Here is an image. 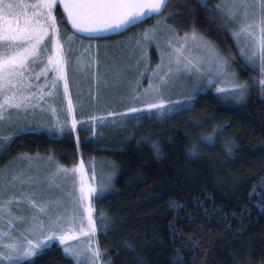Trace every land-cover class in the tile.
<instances>
[{
	"label": "trees",
	"instance_id": "16d2710c",
	"mask_svg": "<svg viewBox=\"0 0 264 264\" xmlns=\"http://www.w3.org/2000/svg\"><path fill=\"white\" fill-rule=\"evenodd\" d=\"M217 1L169 0L162 13L97 39L141 37L158 23L179 33L195 30L228 58L247 86L244 99L206 88L186 96L194 94L183 111L163 115L77 108L79 124L70 119L59 136L24 130L0 142V166L38 154L65 166L92 162L100 174L103 165L110 170V190L89 200L97 264H264V96L259 71L240 56ZM59 15L61 28L72 32ZM154 50L150 45L151 60ZM8 264L76 263L52 241Z\"/></svg>",
	"mask_w": 264,
	"mask_h": 264
},
{
	"label": "rangeland",
	"instance_id": "374dc122",
	"mask_svg": "<svg viewBox=\"0 0 264 264\" xmlns=\"http://www.w3.org/2000/svg\"><path fill=\"white\" fill-rule=\"evenodd\" d=\"M200 1L204 2V0ZM26 2L34 3V0H26ZM245 2L251 3L252 0H245ZM224 3H226V0H219L214 4V8L217 10V5ZM255 3L258 6L260 0H255ZM239 11L242 16L244 9L241 8ZM249 12L250 19L258 18L260 15L258 10L252 13V10L249 9ZM220 16L225 21L242 59L258 70L260 82L264 81V73L261 71V68L264 67V62L261 59L262 53L259 40L257 39L253 43L249 37L244 35L237 39L233 33L239 30L240 17L234 22L227 15L221 13ZM158 24H156V28L159 32L155 30V38H153V32L148 31V29L145 31L147 35L143 33L141 37L126 34L124 37L88 39L72 32H65L63 28H60L63 32L61 33V40L66 58L65 69L68 79V92L65 93L64 91L63 80L57 79L55 86H53L52 81L55 78V73L51 69H48L46 78L43 75L36 77L26 74L24 83L28 87L22 90L18 88L13 90L23 91L25 95L29 91L33 92L35 94L33 98L34 107L29 108L26 112L24 110L17 112L7 106L5 107L4 118L0 119V142L8 141L14 134L24 130L46 131L59 136L69 128L68 123L70 119H73V116H76L74 114L77 108L89 111L91 107L95 106L97 112L105 113L117 112L128 108L143 110L141 107L142 103L155 102L158 98L176 102L196 90L213 88L217 89V91H226L232 87V83L226 82L225 77H221L215 80V83L209 84V77H215L216 75V67L208 53L199 47L198 40L190 39L186 44H176L173 41V45L186 49L184 51L186 58L198 59L200 61L199 67L202 71H184L181 66V71L169 73V56L167 54L172 49L167 43L168 37L176 33L183 38L185 33L191 34L192 32L179 33L166 26L165 23ZM255 31L256 36L259 37L261 35L259 25L256 26ZM197 35L205 38L198 33ZM150 45L155 47L153 60L150 58ZM217 51L227 58L219 50ZM40 67H43V65ZM172 67L174 68L175 66L172 65ZM39 71L40 68H37L36 72ZM228 72L234 73L231 65L228 68ZM162 76L166 77V81L163 83L160 80ZM235 76V83H241L236 73ZM29 81H31V84H29ZM154 85L159 86L158 91H147ZM261 90L264 96V87L261 86ZM5 95H11V92L0 94V102H4ZM40 96L43 98L40 99ZM69 99H71L73 105L72 112L68 110ZM190 103L191 101L188 102V104ZM154 110L159 112L158 109ZM78 121H76V124H79ZM35 126L39 127V129H36ZM1 149L2 146L0 145ZM92 165V162L87 165V163L78 161L76 164L65 166L57 163L50 155L36 154L27 159L12 158L4 161L0 166V186L4 184L5 176L11 179L12 174L21 170H24L25 175L52 178L50 180L45 179L42 189L43 195L36 197L38 201L52 202L46 209L45 214L40 216V219L47 223L49 215H60L68 223H72L74 230L77 232H80V225L83 221L84 231L80 235L75 236L72 241H66L62 246L63 249H65V246H71L80 250L81 255L78 259L84 264H97L98 257L94 256L96 247L93 233L87 230L88 213L83 210V205L78 206L74 202V197L78 196L79 193L81 173L79 171H70L65 174L63 169L72 170L82 166L84 180L95 186L98 192L101 191L100 185L108 182V171L110 170L103 165L101 174L105 180L99 182L101 174L100 172L97 173ZM58 168L61 170L57 171ZM110 187L111 184L102 192L110 190ZM5 190L7 193L3 197L5 200L16 191L12 187H6ZM86 203H89V201ZM11 207L12 213L25 216L26 222L13 220V224L10 226L8 219L11 217H9L6 208L4 213L0 215V230L14 239L21 236L25 239H34L35 235H27L24 232V229L31 225L33 209L24 202L19 204V209L15 205ZM52 241L58 242L59 239H51L46 245ZM9 242L11 241L0 236V244ZM67 256L78 264L77 258L68 254ZM1 262L5 261L0 258Z\"/></svg>",
	"mask_w": 264,
	"mask_h": 264
},
{
	"label": "snow or ice",
	"instance_id": "6c2138e0",
	"mask_svg": "<svg viewBox=\"0 0 264 264\" xmlns=\"http://www.w3.org/2000/svg\"><path fill=\"white\" fill-rule=\"evenodd\" d=\"M57 2L63 3V9L67 13V18L71 21L74 28L83 31H110L119 29L125 25L130 26L133 23L140 22L139 18H150L152 15H158L164 7L167 6L168 0H36L35 3H28L26 0H0V94L11 92V95L4 96V102H0V119L4 118V110L7 106L17 112L29 108H33L34 93L29 91L27 95L23 91H14L13 89H24L28 87L24 83L27 75L39 77L48 75V69L55 73V78L52 81L55 86L57 79L63 80L64 91L68 92V79L66 76V58L64 55L63 44L61 40V30L56 23V17L53 14L54 4ZM243 8L241 16L240 9ZM249 9L252 13L259 11L258 18L250 19ZM217 15L222 13L227 15L230 20L236 22L239 19V30L233 35L239 39L241 35L249 37L253 43L258 39L262 53L261 59L264 62V0H260L257 6L255 0L251 3H246L245 0H226V3L217 5ZM260 26L259 37L256 36V26ZM148 31L153 32L155 38V29ZM147 35V33H145ZM47 38V39H46ZM198 40L199 47L208 53L215 64L216 75L209 77V84L215 83V80L221 77L226 78V82H231L232 87L230 92L238 93L237 100H242L245 97L246 85L235 83V73L228 72L230 67L227 58L221 55L216 46L209 40L199 37L195 30L191 34L185 33L184 37H179L173 33L168 37L167 43L172 49L169 56V73L173 71H202L199 67L198 59H190L184 56L186 49L175 47L176 44H186L188 40ZM243 52V49H242ZM163 55V54H162ZM43 65V67H40ZM172 65L175 67L173 68ZM182 66V68H181ZM40 68L39 72L36 69ZM264 73V67L261 68ZM161 82L166 81V77H160ZM31 84V81H29ZM264 87V81L261 82ZM159 86H152L149 92L158 91ZM40 99L43 97L40 96ZM192 97H186L176 102H171L164 98H158L155 102H144L141 104L143 109H158L160 114L172 112L177 109L183 111L180 106L191 100ZM167 106V107H166ZM72 101H68V110L72 112ZM140 109L128 108L126 112L135 113ZM115 116V114H111ZM73 126L76 124L75 117L72 120ZM207 139V138H205ZM195 149H193V152ZM61 169L58 168L57 171ZM65 174L72 171L81 173L79 183L78 196L74 197V202L79 206L83 205V210L87 211L88 232L93 233L96 229V224L92 217V207L90 197L97 193V188L91 183H87L83 178L82 166L72 170L63 169ZM45 179L38 175H25L24 170L11 175V179L4 177V184L0 186V215L7 208L9 218L8 224L11 226L13 220L26 222V217L23 215H15L12 213V205L19 209L21 202L29 205L33 211L31 216V225L24 229L27 235H35L34 239H25L23 236L14 239L0 230V236L10 240L9 243L0 244V258L6 264L20 258H29L38 253L51 239L58 238L61 244L66 241H72L75 236L80 235L84 231L83 221L80 225V232L73 228L72 223H68L60 215H49L47 223L40 219V216L45 214L46 209L52 203L51 201L36 199L37 196L43 195V186ZM112 179V174H109L108 182L100 185V190L106 189ZM6 187H12L16 191L8 196L5 200L3 197L7 195ZM66 216V213H65ZM103 216V213H101ZM67 229V230H66ZM65 253L79 258L80 250L71 246H65ZM99 255V249L94 250V256ZM78 264L82 262L78 259Z\"/></svg>",
	"mask_w": 264,
	"mask_h": 264
},
{
	"label": "water",
	"instance_id": "95a60500",
	"mask_svg": "<svg viewBox=\"0 0 264 264\" xmlns=\"http://www.w3.org/2000/svg\"><path fill=\"white\" fill-rule=\"evenodd\" d=\"M169 1V0H168ZM168 3V2H167ZM59 7L62 11V14L64 15L67 25L69 26L70 30L75 33L78 36L84 37V38H89V39H97V38H106V37H111V36H115V35H119L121 33H124L125 31H127L130 27L137 25L138 23L144 21L146 18H139L140 22H136L131 24L130 26L125 25L119 29H112L110 31H92V32H88V31H83L81 29H77L74 28L71 24V21L67 18V13L66 11L63 9V3L62 2H58ZM165 9V7L163 8V10ZM163 10L160 12L162 13ZM159 13V14H160Z\"/></svg>",
	"mask_w": 264,
	"mask_h": 264
},
{
	"label": "flooded vegetation",
	"instance_id": "af4514ba",
	"mask_svg": "<svg viewBox=\"0 0 264 264\" xmlns=\"http://www.w3.org/2000/svg\"><path fill=\"white\" fill-rule=\"evenodd\" d=\"M36 2V0H34V3ZM57 6H59V4H58V2L57 3H55L54 4V9H53V14H54V16L56 17V23H57V25H58V27H59V29L61 28V16L59 15L60 14V12L62 13V11H61V9L60 10H58L57 9ZM60 8V7H59ZM61 33H62V30H61ZM47 39V38H46Z\"/></svg>",
	"mask_w": 264,
	"mask_h": 264
},
{
	"label": "bare ground",
	"instance_id": "6f19581e",
	"mask_svg": "<svg viewBox=\"0 0 264 264\" xmlns=\"http://www.w3.org/2000/svg\"><path fill=\"white\" fill-rule=\"evenodd\" d=\"M257 65V64H256ZM249 74V73H248ZM227 86V85H226Z\"/></svg>",
	"mask_w": 264,
	"mask_h": 264
}]
</instances>
